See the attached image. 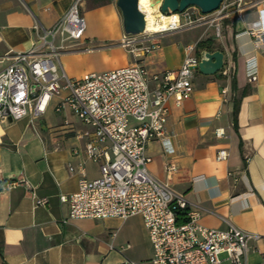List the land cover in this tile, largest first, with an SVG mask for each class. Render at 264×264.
<instances>
[{
  "label": "crops",
  "instance_id": "0c3cea01",
  "mask_svg": "<svg viewBox=\"0 0 264 264\" xmlns=\"http://www.w3.org/2000/svg\"><path fill=\"white\" fill-rule=\"evenodd\" d=\"M115 1L79 3L84 35L66 42L59 54L60 68L68 77L80 78L139 60L152 75L177 69L187 46L210 37L211 45L204 49L221 50L231 74L197 71L193 90L181 104L169 98L165 133L166 146L173 151L167 153L160 140L150 141L148 171L199 211L201 225L214 229L232 225L260 235L249 241L247 254V264H257L264 255V42L254 47L245 30L256 19L264 26V0H228L234 3L221 20L220 36L207 23L166 30L157 37L159 47L145 55L139 52L140 56L121 43L127 34ZM73 2L0 0V71L16 53L29 49L36 38L35 21L51 27ZM147 42L150 38L144 37L139 45ZM251 61L256 64L253 81L248 77ZM154 85L150 81L151 88ZM59 99L54 96L40 116L0 122V264H120L125 259L152 264L153 245L140 215L64 221L69 205L60 195L77 190L79 165L83 163L90 179L101 171L100 163L84 151L90 128L71 113L78 122L69 114L59 120L54 116ZM221 149L228 153L225 159L217 158ZM166 161L178 167L170 178L164 170ZM16 180L14 187H5ZM33 192L47 196L48 203L37 205Z\"/></svg>",
  "mask_w": 264,
  "mask_h": 264
},
{
  "label": "built area",
  "instance_id": "2783aa9c",
  "mask_svg": "<svg viewBox=\"0 0 264 264\" xmlns=\"http://www.w3.org/2000/svg\"><path fill=\"white\" fill-rule=\"evenodd\" d=\"M81 1L74 0L51 27L46 28L35 21L36 38L29 49L16 53L0 71V122L28 114L40 116L51 99L59 96L55 111L68 109L90 128L85 132L84 151L88 158L100 163L101 175L87 178L83 163L79 165L77 190L60 195L61 201L69 205L64 221L83 217L126 219L140 215L153 245L152 264H224L225 261L227 264H247L249 241L260 239V235L232 225L227 229L201 225L199 211L189 208L182 195L148 171L151 157L146 147L150 141L160 140L167 153L173 151L171 146H166L168 100L173 96L179 105L192 92V77L199 71L201 57L196 53V45L187 46L183 62L174 70L149 75L144 64L136 61L113 69L92 71L80 78L68 77L60 68L59 54L67 48V41L78 40L84 35L86 23L79 7ZM233 3L223 0L209 13L189 6L182 12H175L179 19L160 32L182 25L207 23L220 36L221 20L229 15ZM260 23L256 19L245 30L252 36L254 47L264 42V26ZM141 34L147 38L155 33L144 29ZM121 43L138 56L137 48L132 46L134 42L128 36ZM141 47L150 51L159 47V43ZM218 72L230 76L228 63L223 60ZM248 77L251 81L256 79L254 61L248 63ZM150 81L155 82L152 88ZM226 92L223 88L222 93ZM64 123L68 124V121ZM227 155L225 149L217 152L218 159H225ZM68 168L74 171L72 165ZM164 170L170 178L178 167L174 162L166 161ZM18 182L11 181L5 187H14ZM33 195L37 205L48 203L47 196H37L34 192ZM120 264L137 263L125 259ZM257 264H264V255Z\"/></svg>",
  "mask_w": 264,
  "mask_h": 264
},
{
  "label": "water",
  "instance_id": "95a60500",
  "mask_svg": "<svg viewBox=\"0 0 264 264\" xmlns=\"http://www.w3.org/2000/svg\"><path fill=\"white\" fill-rule=\"evenodd\" d=\"M223 0H161L159 10L163 14L182 12L189 6H196L202 13L217 9ZM122 16V26L127 35L140 34L145 29V17L138 7V0H116ZM199 72L205 75L216 74L223 65V52L202 49L199 52Z\"/></svg>",
  "mask_w": 264,
  "mask_h": 264
},
{
  "label": "bare ground",
  "instance_id": "6f19581e",
  "mask_svg": "<svg viewBox=\"0 0 264 264\" xmlns=\"http://www.w3.org/2000/svg\"><path fill=\"white\" fill-rule=\"evenodd\" d=\"M161 0H138V7L145 17V31L159 33L167 29L179 18L177 15H166L160 12L159 5Z\"/></svg>",
  "mask_w": 264,
  "mask_h": 264
},
{
  "label": "rangeland",
  "instance_id": "374dc122",
  "mask_svg": "<svg viewBox=\"0 0 264 264\" xmlns=\"http://www.w3.org/2000/svg\"><path fill=\"white\" fill-rule=\"evenodd\" d=\"M154 2H155V0H154ZM192 9H194L193 7H192ZM185 27H188L187 25H182L179 29H183V28H185ZM160 34H161V32H159V33H155V34H153V35H151V36H149L148 38H150V42H147V43H144V45H149V46H151L152 44H158L159 43V41L157 40V37H159L160 36ZM131 40H133V44L134 45H132V46H134V47H136L137 49H135V53H138V56H140L141 54L139 53V52H142L144 55L145 54H147L148 53V51H146L145 49H142V45L140 46L139 45V43L143 40V38H144V35L143 34H135V35H127ZM159 45H160V43H159ZM130 48V47H129ZM138 62H140L139 60H138ZM62 114H64V115H66L67 114V116H68V114H69V116H70V112L69 111H63L62 113L61 112H54V116L56 117V119L57 120H59V116L60 115H62ZM70 118L73 120V121H75V122H78V120H77V118L76 117H71L70 116Z\"/></svg>",
  "mask_w": 264,
  "mask_h": 264
},
{
  "label": "trees",
  "instance_id": "16d2710c",
  "mask_svg": "<svg viewBox=\"0 0 264 264\" xmlns=\"http://www.w3.org/2000/svg\"><path fill=\"white\" fill-rule=\"evenodd\" d=\"M212 42V39L210 37H207L205 39H201L200 41L197 42L196 44V53L199 54L200 50L210 47ZM236 111H237V105L236 108H234V116L236 117ZM184 218H181L180 220H183Z\"/></svg>",
  "mask_w": 264,
  "mask_h": 264
}]
</instances>
